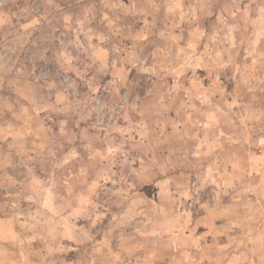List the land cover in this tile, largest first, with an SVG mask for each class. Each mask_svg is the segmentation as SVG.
I'll use <instances>...</instances> for the list:
<instances>
[{
	"label": "rangeland",
	"instance_id": "374dc122",
	"mask_svg": "<svg viewBox=\"0 0 264 264\" xmlns=\"http://www.w3.org/2000/svg\"><path fill=\"white\" fill-rule=\"evenodd\" d=\"M242 250L264 264V0H0V264Z\"/></svg>",
	"mask_w": 264,
	"mask_h": 264
},
{
	"label": "crops",
	"instance_id": "0c3cea01",
	"mask_svg": "<svg viewBox=\"0 0 264 264\" xmlns=\"http://www.w3.org/2000/svg\"><path fill=\"white\" fill-rule=\"evenodd\" d=\"M260 249L261 248H259V250ZM233 256H234V254H233ZM233 256H232V258L235 259L234 261L237 260L238 264H244L245 263V256H248V253H246L245 250H242V253L241 252L237 253V257H233ZM253 257H255V256H253ZM253 259H255V258H253Z\"/></svg>",
	"mask_w": 264,
	"mask_h": 264
}]
</instances>
